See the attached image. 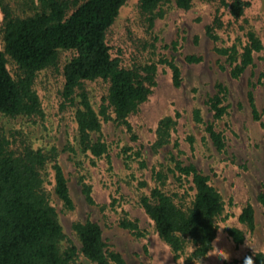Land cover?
<instances>
[{"label":"trees","instance_id":"1","mask_svg":"<svg viewBox=\"0 0 264 264\" xmlns=\"http://www.w3.org/2000/svg\"><path fill=\"white\" fill-rule=\"evenodd\" d=\"M194 1L139 0L130 20L144 29L146 36L136 37L130 23L126 26L129 40L113 45L111 32L127 0H39L34 12L26 15L15 14L8 1L1 0L4 48L0 47V264H77L80 256L91 264H127L104 238L101 224L90 218L73 224L81 245L68 239L70 243L63 247L67 234L47 186L52 174L53 191L66 209L74 208L68 178L59 160L60 150L56 145L35 147L21 130L6 129L3 119H43L44 110L34 84L41 70L53 68L62 78L59 108L73 110L78 147L91 155L93 162L109 157V144L102 135L103 121L124 125L131 139L137 141L138 134L128 117L153 93L159 64L171 68L176 86L183 80L181 67L174 58L153 57L159 39L154 31L156 9L167 2L189 9ZM206 1L217 3L215 17L207 24L206 32L214 41L216 52L226 57L231 75L239 78L254 64L255 53L264 49L263 40L250 24L248 11L253 1ZM225 14L229 17L227 22ZM234 23L247 42L238 36L231 45L220 46L218 29ZM147 49L149 56L144 58L143 50ZM8 56L18 66L16 76L8 67ZM202 58L196 54L185 57L188 62H200ZM216 87L207 103L214 119H220L228 113V88L222 82ZM94 96L98 108L93 103ZM248 96L254 117L260 119L262 112L256 105L253 87ZM194 118L203 123L200 109L194 111ZM174 123L172 117L160 122L153 144L155 151L170 141ZM206 131L216 149L223 151V132L216 129L213 121L207 122ZM189 139L193 141V137ZM174 146L178 148L179 141ZM70 149L76 151L73 146ZM133 149L124 147L125 157L136 161L141 170V176L134 175L138 181L137 203L154 221L157 232L176 257L184 254L188 246H192L186 257L188 262L206 256L213 247L218 219L225 209L220 191L195 163L179 158L180 149L176 155L171 152L167 162L153 166L149 180L145 177L148 163L142 150L131 152ZM84 191L88 202L95 204L91 186L85 184ZM257 198L264 208V183ZM116 202L114 198L111 205ZM239 220L251 230L255 228L251 203L243 207ZM118 223L137 236L145 235L139 219L131 217L127 210H123ZM227 232L236 243L245 239L244 231L237 226L228 227ZM246 256H252L254 264H264L263 251Z\"/></svg>","mask_w":264,"mask_h":264},{"label":"rangeland","instance_id":"2","mask_svg":"<svg viewBox=\"0 0 264 264\" xmlns=\"http://www.w3.org/2000/svg\"><path fill=\"white\" fill-rule=\"evenodd\" d=\"M17 15L34 12L39 0H6ZM249 9L250 24L264 43V0H252ZM139 0H127L122 6L111 32L112 44L128 39L126 26L131 23L136 37L145 34L130 18L133 17ZM217 3L214 1L195 0L189 9L178 7L174 2H167L157 7L154 31L158 36L155 60L161 56L174 58L182 70V83L176 86L172 70L166 64H159L157 85L147 101L128 119L138 134V140H132L124 125L113 120L103 121L102 135L109 144V157L92 161V156L83 153L77 144V124L72 109L61 111L58 92L62 78L53 68L41 70L35 80L34 88L39 94L44 110L42 120L32 122L25 118H4L6 129L21 130L29 137L35 147L56 145L60 150L59 160L63 166L74 208L69 210L53 191V177L47 183L51 191V201L56 207L59 219L64 227L67 239L62 243L67 246L68 239L80 246V240L73 228L76 221L90 218L101 224L103 236L110 247L119 251L127 264H243V257L258 251L264 252V208L258 200V194L264 183V49L255 53V61L239 78H234L226 57L216 52L215 43L206 32L207 24L215 17ZM223 8L221 9V11ZM228 21V15H224ZM4 12L0 0V47L4 48L2 26ZM220 46H228L241 36L247 42L238 24L218 29ZM146 36V34H145ZM128 42V41H127ZM177 42V45L174 44ZM150 50H143L144 58ZM188 54L202 56L200 62H188ZM67 54H64L66 57ZM69 56V55H67ZM224 65V68L221 67ZM8 67L16 76L17 64L8 56ZM222 82L228 88L225 104L228 113L220 119H214L213 111L207 103L217 91L216 84ZM254 84V86L252 85ZM254 88L255 102L262 112L260 119L253 114L248 92ZM98 99L93 103L98 108ZM200 109L203 123L196 122L194 111ZM172 117L176 123L170 129V141L155 151L153 144L157 140L160 122ZM213 121L217 130L223 132L226 148L219 151L213 145L206 131V124ZM97 134H95V137ZM193 137V141H190ZM179 141V147L174 146ZM73 146L76 151H72ZM131 146L135 151L141 149L148 168L145 177L151 179V168L167 162L166 157L178 154L184 162H193L203 173L210 177V182L220 191L224 202V213L218 219V231L212 249L208 254L194 262L186 257V252L176 257L171 246L159 235L154 221L137 203V177L141 170L136 161L125 156L124 147ZM91 186L95 204L89 203L84 185ZM115 205H111L113 199ZM251 203L255 210V228L251 230L239 220L243 207ZM123 210L131 217L138 218L144 236H137L129 229L119 225ZM230 226H237L245 233L242 243H236L228 234ZM77 264H91L80 256Z\"/></svg>","mask_w":264,"mask_h":264},{"label":"clouds","instance_id":"3","mask_svg":"<svg viewBox=\"0 0 264 264\" xmlns=\"http://www.w3.org/2000/svg\"><path fill=\"white\" fill-rule=\"evenodd\" d=\"M243 264H254L252 256H245L243 258Z\"/></svg>","mask_w":264,"mask_h":264}]
</instances>
